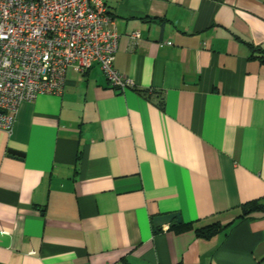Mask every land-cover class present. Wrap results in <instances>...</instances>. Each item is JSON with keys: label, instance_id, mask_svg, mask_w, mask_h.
I'll list each match as a JSON object with an SVG mask.
<instances>
[{"label": "crops", "instance_id": "0c3cea01", "mask_svg": "<svg viewBox=\"0 0 264 264\" xmlns=\"http://www.w3.org/2000/svg\"><path fill=\"white\" fill-rule=\"evenodd\" d=\"M104 2L131 86L72 67L0 128V264H264V0Z\"/></svg>", "mask_w": 264, "mask_h": 264}, {"label": "built area", "instance_id": "2783aa9c", "mask_svg": "<svg viewBox=\"0 0 264 264\" xmlns=\"http://www.w3.org/2000/svg\"><path fill=\"white\" fill-rule=\"evenodd\" d=\"M118 38L104 0H0V128L12 129L21 102L61 94L72 67L98 64L111 86L130 87L113 65Z\"/></svg>", "mask_w": 264, "mask_h": 264}, {"label": "water", "instance_id": "95a60500", "mask_svg": "<svg viewBox=\"0 0 264 264\" xmlns=\"http://www.w3.org/2000/svg\"><path fill=\"white\" fill-rule=\"evenodd\" d=\"M174 219H176L177 222H180L179 213L176 212V213H169V214L157 216L153 219V223L155 227H160L161 225L167 224Z\"/></svg>", "mask_w": 264, "mask_h": 264}, {"label": "trees", "instance_id": "16d2710c", "mask_svg": "<svg viewBox=\"0 0 264 264\" xmlns=\"http://www.w3.org/2000/svg\"><path fill=\"white\" fill-rule=\"evenodd\" d=\"M260 51L264 52L263 49H259ZM218 230V225L216 223L209 224L201 229L198 230L200 234H202L205 237H208L210 234L216 232Z\"/></svg>", "mask_w": 264, "mask_h": 264}]
</instances>
